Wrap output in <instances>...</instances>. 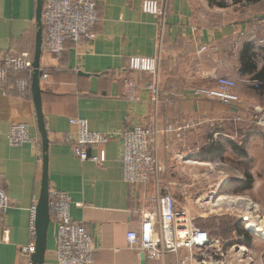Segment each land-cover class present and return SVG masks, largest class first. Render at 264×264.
Instances as JSON below:
<instances>
[{
    "label": "crops",
    "instance_id": "0c3cea01",
    "mask_svg": "<svg viewBox=\"0 0 264 264\" xmlns=\"http://www.w3.org/2000/svg\"><path fill=\"white\" fill-rule=\"evenodd\" d=\"M143 2L98 0L100 20L93 38L79 45L67 43L58 61L45 49L40 57V69L46 74L40 78V88L49 189L68 194L72 220L92 238V264H176L188 253L186 249L150 260L129 246L127 232L138 231L144 214L156 207L159 189L174 194L169 186L171 171L201 163L191 155L208 161L237 148L238 156H251L246 146L258 141L256 125L248 122L260 103H253L256 92L250 88L251 75L240 73L239 56L245 43L256 53L264 35L258 41L251 36L235 47L230 45L233 38L248 33L249 20L221 21L226 9L211 0H167L164 18L143 12ZM36 5L37 0H0V62L14 55L32 64ZM202 46L206 50L199 52ZM158 53L160 92L155 104L144 88L152 76L130 72L127 63L130 56ZM31 71L10 73L0 82V182L9 200L2 221L9 233L6 241L0 240V264H31L28 250L35 240L31 221L41 186L42 141L31 92L22 97L15 87L17 78L31 81ZM215 76L239 82L235 88L238 103L224 105L196 93L197 88L213 86ZM127 78L139 85L135 99L125 96ZM76 117L85 119L92 131L115 134L104 146L102 166L80 160L72 144L65 142L64 136L74 130L69 120ZM14 123L29 126L30 139L20 146H12L7 139ZM136 124L160 131L158 158L163 171L159 188L152 182L133 185L123 180L118 134ZM168 126L171 132L166 131ZM232 127L244 134V146L232 144ZM92 153L99 154L97 150ZM182 178V183L187 181ZM55 240L56 225L50 220L43 264H57Z\"/></svg>",
    "mask_w": 264,
    "mask_h": 264
},
{
    "label": "built area",
    "instance_id": "2783aa9c",
    "mask_svg": "<svg viewBox=\"0 0 264 264\" xmlns=\"http://www.w3.org/2000/svg\"><path fill=\"white\" fill-rule=\"evenodd\" d=\"M141 7L147 14L164 18L167 13V0L160 3L156 0H144ZM99 20L98 0H43L41 21L44 49L53 60H60L67 43L79 45L94 37V29ZM205 50L206 47L202 46L199 52ZM160 62L161 56L158 53L150 57L130 56L127 63L130 72L152 76V81L147 82L144 88L151 93L155 104L159 100L160 92ZM30 70L32 66L27 60L8 55L0 62V82L10 73ZM43 77H46V74H43ZM214 81L213 86L197 88L196 93L224 105L240 101L234 79L215 76ZM249 84L256 85V82L251 80ZM15 87L22 97H27L30 93L29 79L17 78ZM124 90L128 99H135L139 85L136 80L127 78ZM254 121L258 126H264V112H258ZM69 123L74 130L66 134L64 140L72 144L75 156L102 166L105 161L104 146L115 134L92 131L83 118H71ZM172 130L171 126L166 128L167 132ZM159 133L156 127L136 124L118 134L121 141L120 163L126 183L140 185L152 182L160 187L163 168L158 158ZM29 135L27 124L14 123L7 132V139L12 146H20L29 141ZM93 150H97L99 154H93ZM8 204L6 189L0 182L1 241H6L9 233L8 227L2 223ZM48 208L50 220L56 225L57 264H92L95 257L92 238L85 227L72 220L68 194L49 189ZM31 223L35 239L34 213ZM126 239L129 246L138 249L150 260L162 259L168 253H178L186 249L188 253L176 264H222L218 258L210 255V252H219L217 256H222L225 250L220 240L212 238L207 230L195 225L194 218L187 210L177 208L173 195L166 188L159 189L156 207L144 214L138 231L127 232ZM33 250L34 243L29 246L28 252L32 253ZM214 255L216 256V253Z\"/></svg>",
    "mask_w": 264,
    "mask_h": 264
},
{
    "label": "rangeland",
    "instance_id": "374dc122",
    "mask_svg": "<svg viewBox=\"0 0 264 264\" xmlns=\"http://www.w3.org/2000/svg\"><path fill=\"white\" fill-rule=\"evenodd\" d=\"M217 2L225 4V16L221 21L249 20L245 27L248 33L240 39H231L230 45L235 47L251 36L256 41L263 38L264 0H251V3H235L233 0ZM257 45V61L264 63V41L257 42ZM236 84L240 85L239 82ZM255 97L253 103H260V106L252 109L254 115L249 119L250 123L247 122L256 125L259 132L258 141L250 143L260 144L261 148L254 144L249 148L246 146L248 153H251L246 157L238 156L239 150L233 148L232 152L223 151L222 155H214L208 161L195 153L190 157L201 163H187L180 172L171 171L174 173L169 186L173 188L177 205L189 212L195 225L222 242L225 249L222 256H217L219 252H210L222 264H264V126H258L254 121L258 112H264V93H256ZM239 130L235 131L232 127L231 141L232 144H241L238 148L245 144L241 143L242 140L244 142V134ZM180 177L187 181L182 183ZM238 229L249 233V243Z\"/></svg>",
    "mask_w": 264,
    "mask_h": 264
},
{
    "label": "water",
    "instance_id": "95a60500",
    "mask_svg": "<svg viewBox=\"0 0 264 264\" xmlns=\"http://www.w3.org/2000/svg\"><path fill=\"white\" fill-rule=\"evenodd\" d=\"M43 0H37L36 5V35L34 57L32 61L30 92L35 107L37 128L42 141V177L39 196L34 209V250L30 255L31 264H43L47 247V232L50 223V213L48 208V174H47V132L45 130L43 114L41 108V88L40 78L43 71L40 69V57L42 53V11ZM143 255V254H142Z\"/></svg>",
    "mask_w": 264,
    "mask_h": 264
},
{
    "label": "trees",
    "instance_id": "16d2710c",
    "mask_svg": "<svg viewBox=\"0 0 264 264\" xmlns=\"http://www.w3.org/2000/svg\"><path fill=\"white\" fill-rule=\"evenodd\" d=\"M238 1L241 2L247 1L248 3H251V0H233V2L235 3H237ZM211 2L219 7L225 6L224 3L217 2V0H211ZM42 49H44L43 43H42ZM239 60H240V69H239L240 73L243 75L250 74L251 80H254L256 82V85H251L250 88H252L258 94H263L264 93V63L262 65H259L257 61V53L253 51V47L250 43H245L243 45L242 51L239 56ZM218 150L219 149H217L216 152H218ZM250 181L251 180H249V183ZM238 232L242 234L245 237L246 242L249 243L251 239L249 233L242 229H238Z\"/></svg>",
    "mask_w": 264,
    "mask_h": 264
}]
</instances>
